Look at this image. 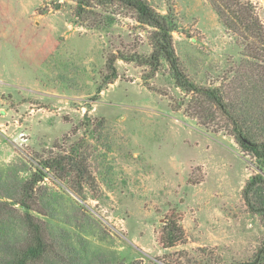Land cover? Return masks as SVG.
Masks as SVG:
<instances>
[{
    "label": "rangeland",
    "instance_id": "obj_1",
    "mask_svg": "<svg viewBox=\"0 0 264 264\" xmlns=\"http://www.w3.org/2000/svg\"><path fill=\"white\" fill-rule=\"evenodd\" d=\"M148 1L173 13L190 79L225 83L243 41L210 0ZM249 1L264 23V0ZM92 4L80 16L77 0H0V182L29 178L40 161L80 145L85 177L67 164L48 169L39 185L76 227L68 195L99 220L102 229L86 220L77 227L96 254L104 248L113 264H251L264 222L242 190L257 159L224 120L190 115L193 94L176 85L166 61L155 71L137 61L152 53L153 27L119 4ZM111 53L137 58L118 59L117 80L99 93ZM170 221L183 230L173 246L163 236Z\"/></svg>",
    "mask_w": 264,
    "mask_h": 264
},
{
    "label": "trees",
    "instance_id": "obj_2",
    "mask_svg": "<svg viewBox=\"0 0 264 264\" xmlns=\"http://www.w3.org/2000/svg\"><path fill=\"white\" fill-rule=\"evenodd\" d=\"M92 1L100 7L119 4L131 10L138 22L153 27L152 53L137 61L149 64L154 71L161 61H166L176 85L193 94L194 105L188 106L190 115L205 124L216 122L217 118L224 120V129L257 159L259 171L246 181L242 195L249 211L260 215L264 222V23L256 13V6L249 0H210L227 28L243 41V51L238 60L229 63L225 83L205 87L191 80L182 67L174 46L177 23L172 12H159L148 0H77V14L94 12L88 11L94 7ZM132 56L108 55L99 93L117 80V60L135 61L137 57ZM80 148L79 145L69 154L40 161L29 178L1 177L0 264H113L104 257V248H97L101 253L96 254L92 240L77 228L86 220L102 229L92 212L68 195L74 204V216L81 221L76 227L72 223L75 219L66 216L63 206L54 200L55 193H47L48 187L39 185L47 178L48 169L65 170L67 164L77 175L85 177L86 157L78 153ZM76 192L84 199L82 189ZM182 235L183 230L175 221L164 227L167 246H173ZM251 264H264V241Z\"/></svg>",
    "mask_w": 264,
    "mask_h": 264
}]
</instances>
